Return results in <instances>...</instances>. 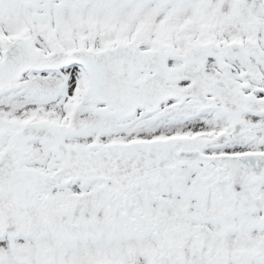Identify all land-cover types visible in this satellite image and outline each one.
Wrapping results in <instances>:
<instances>
[{
    "label": "snow or ice",
    "instance_id": "obj_1",
    "mask_svg": "<svg viewBox=\"0 0 264 264\" xmlns=\"http://www.w3.org/2000/svg\"><path fill=\"white\" fill-rule=\"evenodd\" d=\"M0 264H264V0H0Z\"/></svg>",
    "mask_w": 264,
    "mask_h": 264
}]
</instances>
